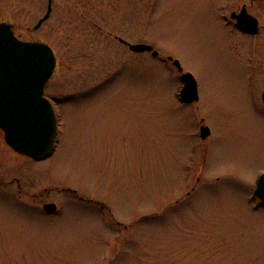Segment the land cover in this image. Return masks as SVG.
<instances>
[{"label": "rangeland", "instance_id": "1", "mask_svg": "<svg viewBox=\"0 0 264 264\" xmlns=\"http://www.w3.org/2000/svg\"><path fill=\"white\" fill-rule=\"evenodd\" d=\"M221 5L54 0L36 28L48 0H0V22L55 49L47 90L63 113L46 161L25 160L0 136L1 168L12 167L4 178L38 193L46 182L69 185L81 196L53 195L58 210L46 212L39 200L19 203L16 182L0 184V264H264V204L250 194L264 168V113L241 94L221 36L236 58L245 40L225 33ZM256 14L264 23V5ZM116 36L152 44L197 77L213 132L205 162L189 159L194 120L176 109L172 63L132 55Z\"/></svg>", "mask_w": 264, "mask_h": 264}, {"label": "flooded vegetation", "instance_id": "2", "mask_svg": "<svg viewBox=\"0 0 264 264\" xmlns=\"http://www.w3.org/2000/svg\"><path fill=\"white\" fill-rule=\"evenodd\" d=\"M54 0H52V9H53ZM264 5V0H248L246 2L245 0H222V5L220 8V15L222 19V23L225 25V33H236L240 37H242L245 42L241 44V47L239 49V57H234L233 54L230 53V50L227 46V43L224 39V34H222V42H223V48L227 56L230 57L232 60V63L234 64V70L236 73V80L238 82V85L241 89V94L244 98L245 103L247 104L248 108L250 110H253L255 112H263L264 113V23L261 21L260 17L256 14V9L260 8ZM51 9V13H52ZM51 15V14H50ZM50 17V16H49ZM48 17V18H49ZM143 36V35H142ZM121 44V46H124L128 50L129 53L132 55H139L138 53H149V55L160 61L163 66L167 63H172L171 67L173 68L172 71L178 74V92L177 100L179 102V105L176 109L183 110L187 114L193 116L194 124L191 123V116L189 117V122L192 124L193 129L192 131L187 130L185 133L186 137H193L190 138V146L193 147L192 152L194 155H190L189 159L191 162H205L206 161V155L207 153V142L212 137L213 132L210 126L207 124L206 120L204 119L203 111L200 106L201 101V94H200V87L197 77L192 74L193 77V87L195 88L194 95L189 94L190 92L186 93L187 90V83L183 79V74L188 72L183 69L182 64L180 63L181 68L176 64V59L173 56H162L160 51L154 47L152 44L147 42H140V41H129L122 37H115ZM142 39V38H140ZM139 39V40H140ZM52 46L51 44H49ZM133 45H151L152 50H144V51H138L133 50ZM53 47V46H52ZM54 49V48H53ZM56 58H58V55L54 49ZM156 52V53H155ZM230 61V60H229ZM58 64V59H57ZM50 82V81H49ZM48 84L46 85L45 89V95L46 97L52 102L56 115H57V122L59 125V130H61V127L63 125V113L61 110V103L58 100L60 97L55 96L54 94H50L48 92V87L50 86ZM186 95V97L184 96ZM58 98V99H57ZM196 115L201 116V122L198 124L196 121ZM0 136L4 139V133L0 129ZM60 142V139H57V145ZM199 142V145H198ZM6 143V142H5ZM10 148V147H9ZM198 148L200 151H202V156L205 159L198 158ZM11 149V148H10ZM12 150V149H11ZM13 151V150H12ZM14 152V151H13ZM205 153V156H204ZM195 155L197 157H195ZM22 156V155H19ZM25 160H29L31 162H42L46 161L48 158L43 160H35L33 158H28L25 156H22ZM17 158V157H16ZM16 160V159H15ZM0 164H1V157H0ZM29 167V166H28ZM27 167V168H28ZM30 168V167H29ZM17 169V168H16ZM31 169V168H30ZM12 167L8 168L7 170H3L0 165V184L3 186H9L16 182V188L14 189V195L19 200L18 202L21 203V201L26 202L28 205H36V201L39 200L42 204L41 207L44 208L46 204H55L56 212L58 210V204L54 202L53 195H61L62 196H74V197H81L76 189H73L69 185L63 184H56L51 182L49 185H44L43 189L40 193L38 192H31L30 187L23 182L21 177L14 176L12 179H6L4 178L7 172H11ZM33 174V170H31ZM264 173V168L259 169L255 176L253 177V183L251 188V193L253 194L256 190V181L257 178ZM33 177V175H32ZM255 178V180H254ZM199 179V177H198ZM197 179V180H198ZM34 181V180H33ZM255 183V186H254ZM57 198H60L58 196Z\"/></svg>", "mask_w": 264, "mask_h": 264}, {"label": "water", "instance_id": "3", "mask_svg": "<svg viewBox=\"0 0 264 264\" xmlns=\"http://www.w3.org/2000/svg\"><path fill=\"white\" fill-rule=\"evenodd\" d=\"M49 14L50 9L36 27ZM132 49L151 50L152 46L133 45ZM176 64L180 67L179 61ZM55 68L56 56L48 44L23 41L16 36L13 24L0 22V129L16 152L35 159L49 156L55 146L56 114L44 96ZM183 79L188 90L184 94L194 95L192 74H183ZM257 184L256 194L264 202V174ZM55 207L54 204L46 206L48 210Z\"/></svg>", "mask_w": 264, "mask_h": 264}]
</instances>
